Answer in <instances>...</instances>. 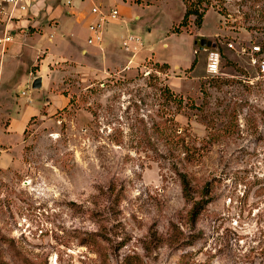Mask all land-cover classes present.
Wrapping results in <instances>:
<instances>
[{"label":"rangeland","instance_id":"obj_1","mask_svg":"<svg viewBox=\"0 0 264 264\" xmlns=\"http://www.w3.org/2000/svg\"><path fill=\"white\" fill-rule=\"evenodd\" d=\"M48 1L66 15L26 32L55 56L45 98L72 103L44 107L0 167V264H264V53L252 54L264 47V0H95L131 14L106 25L101 46L67 14L92 0ZM188 4L206 10L201 27L194 16L181 25ZM109 32L142 37L134 63ZM38 69L0 89V132L38 100ZM180 174L197 201L211 186L195 222Z\"/></svg>","mask_w":264,"mask_h":264},{"label":"crops","instance_id":"obj_2","mask_svg":"<svg viewBox=\"0 0 264 264\" xmlns=\"http://www.w3.org/2000/svg\"><path fill=\"white\" fill-rule=\"evenodd\" d=\"M83 1L84 0H82V2ZM92 1L93 7L95 0ZM29 5L27 11L19 13L17 17L19 21L17 23L12 22L11 19L5 17V25L0 28V39L5 36H10L12 38V40L6 44H0V89H12L13 81L16 79L22 68L26 71L28 68L39 67L37 70L38 74L35 75L31 72V75L32 77L34 75V80L36 79V76L43 78V90H40L42 92H40L39 98H37L38 100H33L29 103L24 102L22 109L19 108L18 110H15V112L13 111L6 114L9 123L0 132V135L2 136L1 142L7 144V147L0 148V167H7L13 162L14 158L12 157L11 152L19 146L16 141L25 136L32 118L40 115L44 107H48L50 104L52 109H56L60 105L67 108L70 104V98L64 94H54L53 99L51 98L52 101H50L49 94L45 98L44 92L45 94L48 93L51 88L48 74L51 69L52 58H55V56L51 53L50 47L46 45V41L39 40V42L35 44L33 43V40L36 39V36H31L26 32L29 25L37 27L42 24L46 27L48 26L47 28H50V19L59 17L60 22V20L66 15V11L63 10L64 8H62V5L55 8L52 1L48 0H31ZM72 7H74V5H72ZM91 9L83 10V12H78L76 10L68 11L67 14L74 16L77 15L79 22H87L86 26L88 28L89 22L93 19ZM128 9L130 10V8ZM129 10L127 13L125 12L126 10L121 9V17L123 18L125 13H127L126 15L131 16ZM138 18V15H136L135 19ZM120 22L125 24L123 19H121ZM124 36L125 35L122 34L119 36L117 32L111 34L109 32V34H106L108 40H122ZM50 42H52L51 39ZM148 47L151 49L153 48L149 45ZM47 49H49V51ZM81 49H83L82 54L90 52L87 48Z\"/></svg>","mask_w":264,"mask_h":264},{"label":"built area","instance_id":"obj_3","mask_svg":"<svg viewBox=\"0 0 264 264\" xmlns=\"http://www.w3.org/2000/svg\"><path fill=\"white\" fill-rule=\"evenodd\" d=\"M31 0H0V11H2L9 19L18 17L19 13L27 11ZM93 19L88 24L90 36L88 43L90 45L101 46L105 39V30L108 23L117 22L121 19V12L118 8H112L105 10L103 6L94 5L91 9ZM10 36H5L0 39V44H6L11 41ZM234 47L233 45H230ZM122 47L125 51L131 52V63L134 62L135 57L144 47V41L142 37L134 33H130L123 38ZM264 51L262 46L257 44L252 47L253 55H263ZM259 65V74L264 78V58L255 61ZM222 64V55L218 49L212 48L207 54V67L206 71L210 76L220 74ZM145 74L149 75L150 72ZM24 95L27 93L24 92Z\"/></svg>","mask_w":264,"mask_h":264},{"label":"trees","instance_id":"obj_4","mask_svg":"<svg viewBox=\"0 0 264 264\" xmlns=\"http://www.w3.org/2000/svg\"><path fill=\"white\" fill-rule=\"evenodd\" d=\"M206 10L200 11L197 7H194L190 4L187 5L186 14L184 16V19L181 23L182 26L187 27L189 24L190 19L194 16L195 17V24L198 27L202 26L203 19L205 17ZM264 49V47L262 48ZM264 51V50H263ZM196 61L193 62L192 67L190 69H194ZM167 64H163L161 68H167ZM66 95V94H64ZM68 97V95H66ZM70 98V97H69ZM70 103H72V100L70 98ZM34 117L32 118V120ZM31 120V121H32ZM181 177V183L183 186V192L186 199V202L188 204L192 205L191 211H190V221L195 222L197 218L201 215L203 209L205 208L206 203L210 200L211 195V186L210 183H206L203 190L201 191V197H203L201 200L197 201L193 192V188L191 185V182L186 174H180Z\"/></svg>","mask_w":264,"mask_h":264},{"label":"water","instance_id":"obj_5","mask_svg":"<svg viewBox=\"0 0 264 264\" xmlns=\"http://www.w3.org/2000/svg\"><path fill=\"white\" fill-rule=\"evenodd\" d=\"M203 45H204V43H203ZM205 46V45H204ZM208 46H211V43L210 44H208ZM43 86V78L42 77H38V78H36L35 80H34V82H33V88L34 89H39V88H41Z\"/></svg>","mask_w":264,"mask_h":264}]
</instances>
